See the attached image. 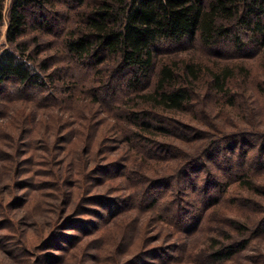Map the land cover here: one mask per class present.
Here are the masks:
<instances>
[{
    "label": "trees",
    "instance_id": "1",
    "mask_svg": "<svg viewBox=\"0 0 264 264\" xmlns=\"http://www.w3.org/2000/svg\"><path fill=\"white\" fill-rule=\"evenodd\" d=\"M5 2L0 0V36L6 24L0 46V157L14 161L29 136L32 142L54 139L53 145L67 141L74 132L67 123L71 119L53 115L61 114V107L74 117L71 108L78 103L75 115L84 122L98 104L110 110L117 105L126 141L137 150L129 158L140 166L136 179L122 167L124 198L138 191H130V185L144 179L136 212L161 211L158 220L174 233L200 236L203 220L213 212L232 213L226 206L217 208L228 191L229 202L246 215L218 219L223 222L216 234L205 238L195 257L201 264L235 262L255 237H264V0H11L7 12ZM53 24H64L55 53L52 42L43 39L53 35ZM58 59L63 66H52ZM218 117L235 129L222 128ZM76 123L79 131L71 139L83 138L89 151L100 132L91 125L81 132L82 123ZM245 135L257 140L253 164L245 148L236 154L242 169L231 170L230 156L222 183L212 171L219 169L214 161L203 174L209 180L191 173L206 162V150L232 148L231 143L220 146L223 138L237 136L246 145ZM256 163L261 171L254 170ZM17 164L0 167V179L7 183L10 173L15 179ZM161 181H186L189 194L207 197L204 207L196 214H170L164 193L153 191ZM93 195L82 194L79 200ZM129 208L122 210L131 214ZM182 252L151 264H180Z\"/></svg>",
    "mask_w": 264,
    "mask_h": 264
},
{
    "label": "rangeland",
    "instance_id": "2",
    "mask_svg": "<svg viewBox=\"0 0 264 264\" xmlns=\"http://www.w3.org/2000/svg\"><path fill=\"white\" fill-rule=\"evenodd\" d=\"M10 1L5 2V12ZM53 26V35L43 39L52 42L55 53L62 38L59 32L64 24ZM5 27L6 24L1 27L0 46L5 40ZM51 63L52 66L64 64L59 59L52 60ZM76 105L80 107L78 103ZM100 106H95L90 112V120L84 122L79 121L75 115L76 106L71 108L74 117L69 116L68 111L65 112L68 107H61L59 111L62 113L53 115L62 117L65 114L71 119L67 120L65 116L68 127L74 128L67 141L55 142L53 145L54 139L48 135L47 140H52L49 143L40 139L32 142L29 136L25 138L27 147L23 146L21 155H16L14 161L11 162L8 156L0 157L1 168L18 163L17 171L20 169L15 179H12L11 173V179L7 183L0 179V264H151L166 260L168 256L178 257L182 250L183 261L180 264H201L198 261L200 259L195 257L203 246V241L216 234L219 224L223 222L218 219L228 215L221 208H231L229 210L232 213L229 215L235 216H242L245 209H237L236 205L229 202L228 191L222 195L217 193L214 198L221 195V205L217 207L221 212H213L204 219L200 236L197 233L193 237L186 233H174V229L164 219L158 220L161 211L147 214L142 213L143 208H140L136 212L137 208L133 205L138 204L141 191L139 188H144V179L138 180L134 187H128L130 191L138 189L128 199L124 198L125 193L121 187L126 184L123 183L125 179L122 167H127V174L135 179L140 172L139 163L131 161L134 160L133 157L129 158L137 150L126 141L128 133L124 130L125 120L119 107L114 105L110 110ZM37 116L40 114L37 113ZM217 119L228 132L235 129V126L226 125L219 117ZM76 122L82 123L81 132L84 125H91L100 132L98 141L91 144L89 151L83 146V138L71 139L79 131ZM237 123L243 124L242 121ZM174 129L178 133L181 131L180 127ZM58 132L59 130L54 132L55 136H58ZM183 132L190 131L183 129ZM243 138L249 140V144L244 145L245 141L241 140L239 141L242 143H239L237 136L223 138L221 143L218 141L221 147L231 143L232 148H223L221 153L212 150L207 153L206 150L208 157L203 159L206 162H201L199 171L191 173H197L199 178L209 180L210 176L203 174L211 169L214 161L219 169L214 171L212 168V171L219 174L218 181L222 183L227 180L225 176L229 169L225 165L230 156L234 166L231 170L242 169L240 156L236 154H242L245 148L252 154V157H247V161L253 164L258 156L257 140L247 135ZM228 139L229 142L223 144ZM261 155L264 156L263 153ZM259 166L257 163L253 165L254 170L261 171ZM57 177L60 180L54 182ZM172 182L171 185L168 182H158L153 189L156 193H164V200L169 202L170 214L177 210L179 214L181 210L196 214L204 207L202 204L207 197H201L198 193L189 194L188 190L191 188L185 184L186 181L182 185ZM180 188L183 189V194L178 192ZM69 193L70 197L66 198ZM82 194L95 195L79 200ZM197 203L201 206L193 210ZM130 206L132 207L129 208ZM127 208L131 214L122 210ZM169 264H176V261ZM224 264H264V237H255L246 251L235 256V262L226 261Z\"/></svg>",
    "mask_w": 264,
    "mask_h": 264
}]
</instances>
